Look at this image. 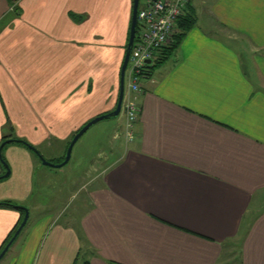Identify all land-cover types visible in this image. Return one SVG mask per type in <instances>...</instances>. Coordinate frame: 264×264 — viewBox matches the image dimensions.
I'll return each instance as SVG.
<instances>
[{
  "label": "crops",
  "instance_id": "0c3cea01",
  "mask_svg": "<svg viewBox=\"0 0 264 264\" xmlns=\"http://www.w3.org/2000/svg\"><path fill=\"white\" fill-rule=\"evenodd\" d=\"M130 9L0 0V141L54 142L60 157L114 107ZM186 12L193 22L139 80L131 137L114 159L94 152L78 184L54 182L30 205L41 167L26 146L3 145L0 201L28 208L6 264H231L234 241L236 264H264V0H189ZM60 192L73 197L57 202ZM20 217L0 205V246Z\"/></svg>",
  "mask_w": 264,
  "mask_h": 264
},
{
  "label": "rangeland",
  "instance_id": "374dc122",
  "mask_svg": "<svg viewBox=\"0 0 264 264\" xmlns=\"http://www.w3.org/2000/svg\"><path fill=\"white\" fill-rule=\"evenodd\" d=\"M141 1L142 0H138V4ZM126 73H127V67L124 70V75H123L124 87L127 81H129V77L127 76ZM125 137H127L126 128H125V119L120 110L118 114L100 118L99 120H96L94 123L88 126L73 143L68 160L60 166H49L42 164L38 159L37 155L34 152H32L38 167L40 166L41 168L35 169L34 171L32 177L34 181V183L32 182L33 184L32 189L34 190L31 193L32 195L30 196V199H26L25 203L30 205L32 204L31 198L34 196L37 197L38 194L42 193V192L38 193V189H41L43 192H46L44 193L43 196V198H45L44 201H46L50 197V193L48 192L49 188L53 186L54 182H57L58 188H63V189L64 187L68 186L69 184L68 181L69 182L72 181L73 185L78 184V182L85 177V176L81 177L82 173L86 174V171L91 170L94 152L98 151L104 153V162L111 161L116 156L115 152H118L119 148L124 145ZM11 144L21 145L20 143L17 144L14 141H11ZM53 146H54V142L50 145H47L46 143H44V145L41 144L40 146L34 145V148L37 150L39 155H41L46 159L48 158V160L54 162L55 158L58 156L50 153L51 150L53 149ZM20 147H25V146L23 145ZM1 166L4 167L2 163ZM45 183H48V185H45ZM67 196L68 194L64 195L62 192H60L57 198V202H60L63 199L70 201L71 198L73 197V196L72 197L70 196L67 197ZM62 206L63 205H60V203L52 204L53 210L58 208L61 209ZM25 228L22 229L23 231L20 232V235L17 238L18 239L16 241L17 247L23 238V233L25 231ZM236 246L237 244L234 241L232 242V244H230V246L226 247L227 249L225 255L228 256V259H231V264L237 263ZM16 248H14V250ZM14 250L11 251V254ZM9 253L10 252L8 251L5 257L0 259V264H6V261L9 258Z\"/></svg>",
  "mask_w": 264,
  "mask_h": 264
},
{
  "label": "built area",
  "instance_id": "2783aa9c",
  "mask_svg": "<svg viewBox=\"0 0 264 264\" xmlns=\"http://www.w3.org/2000/svg\"><path fill=\"white\" fill-rule=\"evenodd\" d=\"M188 3L189 0H142L137 6L134 37L125 66L129 81L120 104L127 138L131 137V123L138 112L136 92L140 87L139 80L145 76V65L172 41L177 31V19L186 12Z\"/></svg>",
  "mask_w": 264,
  "mask_h": 264
},
{
  "label": "water",
  "instance_id": "95a60500",
  "mask_svg": "<svg viewBox=\"0 0 264 264\" xmlns=\"http://www.w3.org/2000/svg\"><path fill=\"white\" fill-rule=\"evenodd\" d=\"M137 6H138V0H131L128 33H127V39H126V43H125V47H124V53H123L122 60H121L120 66H119L118 91H117V97H116L114 107L112 109L106 111V112L96 114V115L92 116L91 118H89L87 121H85L70 137V139H69V141L65 147V151L63 153L62 159L58 162H52V161L42 157L41 155L38 154L37 150L32 145L23 141L25 144H27L34 151V153L37 155L38 159L40 160V162L42 164L49 165V166H60V165L64 164L69 158L70 150H71L73 143L78 138V136L88 126H90L92 123H94L96 120H99L100 118L116 115L120 111V104H121L122 93H123V75H124V70H125V66L127 63V59L129 56V52L131 49L133 37H134ZM145 61L149 62V59H145ZM11 140H17V139L16 138H4L2 141H0V147L3 143H5L7 141H11ZM0 163H2V165L4 166V171L0 173V177H3V176H6L8 174L9 169H8L7 164L2 160L1 157H0ZM13 206L22 209L23 213H22L20 221L16 225L12 234L10 235V237L5 241V243L0 248V258L4 255V253L6 252L8 247L12 244V242L14 241V239L16 238V236L18 235V233L20 232V230L22 229V227L24 226V224L26 223V220L28 218V208L26 206L20 205V204H14Z\"/></svg>",
  "mask_w": 264,
  "mask_h": 264
},
{
  "label": "trees",
  "instance_id": "16d2710c",
  "mask_svg": "<svg viewBox=\"0 0 264 264\" xmlns=\"http://www.w3.org/2000/svg\"><path fill=\"white\" fill-rule=\"evenodd\" d=\"M194 20V17L191 13H188V12H185L184 14H182L178 19H177V31L175 32L174 34V37L172 39L171 42H169L168 44H166L165 46H163L160 50H159V53H158V56L156 58H154L150 63H147L145 66H146V69L144 70V75H148V73L150 72L151 68L161 62L170 52L171 50L173 49V47L176 45V43L178 42V40L180 39L181 35L183 34L184 30L193 22ZM126 39H127V36H126ZM5 137H3L1 139V141L4 139ZM16 138L17 140H11V141H14L16 143H20L24 146H26L27 148H29L32 152H34L27 144H25L23 141H25L24 139H21V138H17V137H14ZM9 141V142H11ZM27 142V141H25ZM28 144L32 145L31 143L27 142ZM68 143V142H67ZM66 143V145H67ZM6 144L3 143L0 147V152H1V148L3 147V145ZM65 145V147H66ZM33 146V145H32ZM34 147V146H33ZM64 151H65V148H64ZM63 151V153H64ZM63 153L62 155L59 157V158H55L54 162H58L62 159V156H63ZM0 157L2 158L1 156V153H0ZM3 160V158H2ZM4 161V160H3ZM5 162V161H4ZM16 204L10 200H2L0 201V205H3V206H12L14 207L13 205ZM18 208V207H16ZM19 211H20V214L22 216V213H23V210L18 208ZM21 219V217H20ZM20 219H18V221L15 223V225L10 229V232L9 234L7 235V237L5 238L4 242L2 243V245L5 243V241L10 237V235L12 234L13 230L15 229L16 225L18 224V222L20 221ZM2 245L0 246V248L2 247ZM72 264H88L86 260H83L81 262H77V259H75Z\"/></svg>",
  "mask_w": 264,
  "mask_h": 264
}]
</instances>
